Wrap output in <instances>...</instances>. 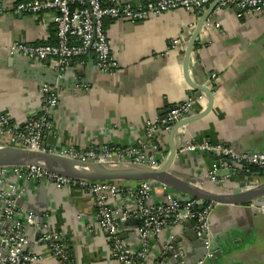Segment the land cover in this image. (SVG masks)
<instances>
[{"label": "crops", "instance_id": "1", "mask_svg": "<svg viewBox=\"0 0 264 264\" xmlns=\"http://www.w3.org/2000/svg\"><path fill=\"white\" fill-rule=\"evenodd\" d=\"M22 1L0 0V5L10 11ZM148 1L151 0H121L133 5ZM212 3L198 11L178 8L133 23L107 20L105 31L118 66L102 72L93 65L95 58L91 56L74 59L60 72L66 85L61 87L59 106L53 113L54 128L47 132L46 144L51 149H87L94 144L130 145L145 140L148 121L160 119L197 92L186 78L185 52L198 21ZM174 40H179V44L172 46ZM56 42L50 13L0 15V114L25 125L42 105L43 82L25 71L21 64L28 61L27 57L12 55L10 47L16 43ZM187 76L191 83L210 88L214 100L210 110L211 101L206 94L195 100L192 116L208 112L178 129L177 145L208 140L239 153H264V11L239 17L234 8L215 10L201 29ZM171 129L157 133L168 148ZM212 157L183 152L173 169L217 193L241 192L252 185L249 176L240 173L213 181L210 171L217 159ZM223 174L221 171L219 179ZM159 192L157 186L156 195ZM23 199L32 209L48 213L47 222L62 232L74 264H119L112 256L109 236L100 227L93 195L39 182L29 184ZM190 223L169 226V232L153 241V255L162 250L165 237L173 232L193 253V257L185 258L192 264L198 255L187 237L193 230ZM211 229L217 242L224 246L218 264H264L263 212L250 205H216ZM34 232V228L29 229L32 239ZM121 233L126 241L138 246V223L125 225ZM30 251L41 255L39 264H61L44 245L33 244Z\"/></svg>", "mask_w": 264, "mask_h": 264}, {"label": "built area", "instance_id": "2", "mask_svg": "<svg viewBox=\"0 0 264 264\" xmlns=\"http://www.w3.org/2000/svg\"><path fill=\"white\" fill-rule=\"evenodd\" d=\"M213 1L151 0L143 5H133L122 3L121 0H24L10 11L0 5V15L27 13L38 16L50 13L51 22L56 27V43H16L10 47L12 55L36 61L49 59L51 66L58 72L64 71L74 59L94 56L96 67L102 72H110L118 63L111 55L105 31L107 20L125 19L133 23L178 8L198 11ZM222 8H236L239 17L256 15L264 11V0H221L216 10ZM178 44L179 40L171 42L172 46ZM61 92L60 87L43 83L39 113L31 116L25 125L0 114V135L16 147L46 150L45 137L54 128L53 113L59 106ZM194 105L193 99L182 101L160 119L148 121L146 139L136 144H94L87 149L64 146L49 150L82 161L133 162L160 166L166 161L170 149L161 142L157 133L162 129L169 131L177 122L191 117ZM187 151L220 156L210 171L213 181L227 179L232 173H250L249 168L243 167L244 163L264 168L263 152L239 153L226 145L208 140L184 142L179 152ZM221 171L224 174L219 179ZM39 182L51 183L57 189L77 188L93 195L100 227L109 236L112 256L119 264H164L158 255H153V241L165 234L169 226H179L187 221L193 223V230L198 237L206 236V258L213 256L211 246L215 235L211 229V217L216 205L212 202L183 195L150 180L92 181L30 165L0 167V264H39L41 255L30 251V228H34L35 235L38 234L33 244L42 243L61 264H74L62 232L47 222L48 213L42 215L43 223H39L35 212L19 203L29 184L37 185ZM260 183L249 185L248 189ZM157 186L160 189L158 195L155 193ZM113 200L119 206L118 210L114 208ZM131 201H134L132 208ZM250 207L264 213V200L253 202ZM130 219L139 220L138 246L126 241L119 232L121 225ZM166 237L169 244L176 238V234L172 232Z\"/></svg>", "mask_w": 264, "mask_h": 264}, {"label": "water", "instance_id": "3", "mask_svg": "<svg viewBox=\"0 0 264 264\" xmlns=\"http://www.w3.org/2000/svg\"><path fill=\"white\" fill-rule=\"evenodd\" d=\"M220 2L221 0H214L208 10L198 21L196 30L194 31L187 45L184 58L186 78L190 85H192L194 89L197 90L195 95L192 96V99L197 100V98L201 97L203 93L206 94L211 101L208 110H210L213 105V92L205 85H195L194 83H191L189 77L187 76V71L189 60L196 41L200 35L201 29L210 15L216 10ZM234 9L238 11L236 8ZM27 60L28 61L26 63H22L21 65L26 72L31 73L37 80L51 86H58L60 88L66 85L65 79L60 77L61 73L51 66L49 59L36 61L27 57ZM14 61H16V59H14ZM92 63L95 65L94 60ZM190 94L192 95V93ZM207 112L208 111L206 110L202 114L183 119L173 125L171 129L169 154L166 161L160 166L154 167L143 163L133 162L101 163L82 161L49 150L50 146L47 145L46 142V150H33L23 147H16L3 140V143L1 142L2 144H0V167L37 165L60 175L92 181L126 180L141 182L150 180L156 184L166 185L183 195L191 196L206 202H212L215 205H250L253 202L264 200V182L260 183L254 188L243 190L241 192L217 193L209 191L197 185L196 183L187 180L178 171L173 169L174 166L180 162L179 157L181 155L179 152V145H177L175 141V133L183 126L205 116ZM19 203L24 205L27 209L33 210L38 216L39 223H43V213L29 207L23 198L19 200ZM133 221L139 225V220L130 219L121 225L119 232L121 233L122 228L125 225L131 223L133 224ZM190 222L191 221L185 223ZM213 234L216 238V233L213 232ZM121 237L124 238L122 233ZM187 237L194 243L196 253L198 255L196 259H193L192 264H199L200 262L202 264H206L208 262L218 264V260L223 256L224 246L217 242L216 239L213 241L211 246L213 256L207 259V248L204 243L206 236L198 237L195 231L192 230V232L189 233ZM36 239H38V234L35 235V239L30 237V245H32ZM182 242L183 240L176 235V238L170 241L168 244L167 237H165V240L161 246L162 250H160V252L157 254L159 260L164 261V264H175V261L178 262V264H190L185 262V258L193 257V253L187 251V247L183 246L184 244H182ZM167 244L169 245L168 247ZM41 245L43 244L41 243Z\"/></svg>", "mask_w": 264, "mask_h": 264}, {"label": "trees", "instance_id": "4", "mask_svg": "<svg viewBox=\"0 0 264 264\" xmlns=\"http://www.w3.org/2000/svg\"><path fill=\"white\" fill-rule=\"evenodd\" d=\"M212 158L219 160L220 156H213ZM243 167L249 168L250 173H245V171H242L243 173H240V175H248L250 178L251 184H257L259 182L264 181V168H261L253 164H247V163H244Z\"/></svg>", "mask_w": 264, "mask_h": 264}, {"label": "rangeland", "instance_id": "5", "mask_svg": "<svg viewBox=\"0 0 264 264\" xmlns=\"http://www.w3.org/2000/svg\"><path fill=\"white\" fill-rule=\"evenodd\" d=\"M2 135H0V144H2L3 143V139H4V137H3V139H2ZM2 142V143H1ZM200 264V263H199ZM202 264V263H201Z\"/></svg>", "mask_w": 264, "mask_h": 264}]
</instances>
